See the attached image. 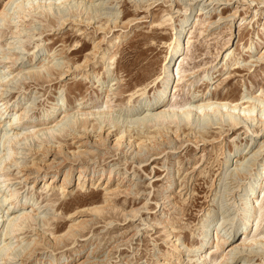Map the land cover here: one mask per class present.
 <instances>
[{
    "label": "rangeland",
    "instance_id": "obj_1",
    "mask_svg": "<svg viewBox=\"0 0 264 264\" xmlns=\"http://www.w3.org/2000/svg\"><path fill=\"white\" fill-rule=\"evenodd\" d=\"M11 1L0 0V13L13 12L15 5ZM22 1L27 0L18 2ZM31 1L45 6L51 3L52 10L42 9L41 14L24 21L12 20L0 40V57L10 53L19 56L16 69L21 62V66L31 65L25 71L39 62L49 64V69L40 76L20 77L6 94L9 107L29 108V115L36 120L62 103H66L70 114L83 108L88 113L109 112L110 116L99 123L94 117L70 118L60 129L63 132L56 131L43 140H29V147L18 150V161L51 165L46 154L32 150L40 145L47 147L48 143L55 147L61 144L71 155L80 144L72 139L73 130L96 137L100 125L115 137L124 135L125 144L132 142L134 148L139 144L148 146L142 153L149 160L144 162L136 156L137 149L133 147L118 151L88 149V156L75 162L67 159V167L58 173L62 179L74 163L73 180L65 194L51 187L31 189L32 183H26L16 167L11 168L9 189L17 190L23 202L37 201L39 209L35 213L44 218L23 229L19 241L13 239L12 246L25 247L43 232L46 241L33 250L36 264H48L54 257V264H79L93 249L97 254L91 260L96 264H158L161 254L172 253L170 238L178 240L184 251H196L204 240L212 242L216 234L225 239L233 236L235 245L240 244L243 237L238 239L248 226L243 209L250 201L255 208L250 209V215L253 211L259 213L257 233L264 236V127L248 120L234 129L225 115L223 120L219 114L193 115L190 120L180 115L163 124L136 123L147 114V101L162 90L158 78L176 37L180 38V54L183 53L181 80L169 87L170 105L227 101L242 108L255 106L253 117L259 120L264 103L258 104L252 97L261 96L264 101V0H82V5L78 4L81 0H61L59 4L55 0ZM67 16L71 21L75 18L84 22L72 26L69 19L63 22ZM196 20L200 22L195 24ZM14 27L23 32L20 39L11 34ZM98 43L101 49L93 56V47ZM86 57L90 58L88 66L75 70ZM193 74H206V78L191 86ZM106 101L111 108H105ZM57 121L51 126H56ZM163 140L168 144H162ZM229 153V163L224 166ZM65 158L60 157L56 164ZM80 166L99 172L97 176L103 174L105 179L114 168V181L130 179L127 185L132 184V193L106 195L104 184L78 188ZM173 180L179 183L177 187H171ZM168 190L171 193H166ZM166 194L170 197L164 200ZM85 220L84 227L76 225L75 237L65 235L59 241L54 238ZM164 225L172 232L171 237ZM252 247V253L251 249L244 252L245 256L234 263L264 264V238ZM209 248L207 255L220 261L223 250ZM187 255L185 252L179 259L166 256V264H195ZM5 261L0 260V264ZM8 262L17 264L15 260Z\"/></svg>",
    "mask_w": 264,
    "mask_h": 264
},
{
    "label": "bare ground",
    "instance_id": "obj_2",
    "mask_svg": "<svg viewBox=\"0 0 264 264\" xmlns=\"http://www.w3.org/2000/svg\"><path fill=\"white\" fill-rule=\"evenodd\" d=\"M18 1L19 0H12L10 2V4L15 5V8L13 9V12L11 14L9 10H4L0 13V40L4 37L5 30L10 28L9 25H11L12 20L24 21L26 18L33 17L35 14L37 15L41 14L42 9L48 10V11L52 10L51 3L45 6L44 4L40 5V3L36 4L35 2L31 0H27L25 2L24 1L18 2ZM55 1L59 4L61 0H55ZM84 1L81 0L80 3L78 4L82 5L85 3ZM93 1L94 0H92L90 3H93ZM221 1H227V0H221ZM90 6H92V4ZM64 18H67V20L63 19V22L64 23L68 22V19H69L68 16ZM70 22L73 23L72 26H77L78 24L80 25V23H83L84 21L78 20V19L75 20V18H73V20L72 21L70 20ZM186 22L187 21H185L184 24ZM198 22L200 21L196 20L194 23L198 24ZM64 23H62L61 25H63ZM183 30H184V27H183ZM78 31L81 32L83 30L78 29ZM85 32L86 31H83V34ZM22 33L23 32L20 30L19 27H14V31L11 34L16 35L17 38L20 39ZM179 40L180 38L176 37V39H174L173 43L170 45V47H172L171 49L172 51L170 53V56L165 59L166 61L162 68V74L158 78V80H160V83L162 85V90L159 91L158 95L156 96L154 95L153 98L147 101L146 105L144 106V111H146L147 114L144 117L136 120V123H139L142 125L143 124H163L164 122L168 120H173V119L178 118L180 115L184 116L186 120H190L193 117V115L198 116V117L200 116L206 117V116H211V114H214V115L219 114V116H221V119L223 120L226 117L229 121V124H230L229 126H231L234 129L237 126L241 125L243 122L246 123V121L248 120H252L253 122L257 121V124H260L261 127H264V113L261 114V117L259 120L253 117V114L256 111L255 106L253 107L249 106L247 108L245 107L242 108L240 105L235 104V103L233 104L227 101L213 102L210 100H204V101H201L200 103L192 102L184 106L170 105L171 104L170 102L171 94L167 95L169 87L171 84L175 82V80L177 82H180L181 80L179 71H180V67L182 63L183 53L180 54L181 50L179 46ZM100 44L101 43H98L93 47V50L91 53L93 56L98 54L99 50L101 49ZM227 58H228V54L225 56V59ZM19 60H21V58L17 56L15 53H10L8 55L3 54L0 57V88H3L2 90H0L1 91L0 92V136L2 135L1 138L3 139L2 151H1L3 153L0 152V179H1L0 184L3 186L2 188L5 189L3 193L0 190V193H2L0 194L1 195L0 196V246L2 245V248L0 247L1 248L0 257L2 259L0 258V260H3V261L6 260L4 263H1V264H7L9 263L8 262L9 260H15L17 264H27V263L36 264L37 261L35 262L33 261L34 259H32L33 250H35L37 245H40L41 242L43 244V241H46L47 239L43 235V232H42V234H39V235L37 234L38 237L35 238L33 242L27 245H24L25 247L21 248V245L19 244L16 247L12 246L13 239H16L17 241H19L20 239L19 233L23 229H26L28 225H29L28 227H32V223L37 224V222L39 223L44 218L38 217L39 213H35L39 209L37 201H34L32 199V201L30 200V201L23 202L19 199L17 190L9 189L10 186L8 185V182H9V173L11 171L10 170L11 168L16 167L15 170L17 171L18 174H21V177H23L24 181L26 183L27 182L32 183L31 189L37 188L39 186H42L41 189H44L45 187L46 188L51 187L52 189H58L59 191H61L62 194H65L69 192L66 189L69 187L70 183L73 180L72 175L74 171L73 170L74 163L70 165L68 169H66L67 171L65 172V174L63 173L64 176L62 177V179L61 177H58V173L61 170H63L65 167H67L68 165V164L66 165L67 159L71 160L72 162L73 161L75 162L74 159L79 160L81 156L86 157L89 154L88 149H91V148H96L97 150H99L103 147V149L107 148V149L118 151L120 149L122 150V147H125V146L130 147V148L135 147L132 142H126L125 144L126 139L124 140V135H119L115 137L112 135V131L105 130L104 126L100 125L99 134H97L96 137L92 136V134L88 133L87 131L84 133H79L73 130L71 134L72 139L78 140L80 144L77 148L78 150L73 152L71 155L64 151L65 149L63 146H61V144L58 147H55L54 145H51V143L50 144L48 143L47 147L43 146L42 148V146L40 145V147H35L32 150V151H35V153L41 152V154H46V157H48V159L52 161L51 162L52 164L53 163L56 164L55 161L59 159L60 157H64L65 155L66 158L64 159V161L58 162V164H56L59 167H55L54 164L53 165L51 164L52 166L50 164L41 165L40 163L33 162V161L30 164L29 163L27 164L26 162L20 163L18 159L16 158V156L19 154L18 150L24 147L25 145L29 147V144L31 142V141L28 142L29 140H32V139L33 140L35 139L43 140V138L51 137L54 133H56V131L57 133L60 132L61 131L60 129H62L63 127H65V125H67L65 124V122L68 119L70 121V118L77 120V119H80L79 115L87 116V117H94V120L99 123L101 119L102 120L108 119L110 116L109 115L110 113L105 112V111L97 112V113H88V112H85V109L79 108L77 109L78 111L75 114L73 113L70 114L66 108V103H62L61 105H57L50 112H47V113L45 112L46 114L43 115L44 118L36 120L35 116L29 115L30 114L28 110L29 108L17 109L18 107H14L11 109V107H9V102L7 101L8 96L6 94L11 92V88L13 87V84L17 83L20 77L32 75V74L40 76L49 69V64L41 63V62H39L37 66H35L34 64L35 67H32L31 69H27L26 71L24 68L31 67V65L21 66V63H23L21 62L20 65L18 66V69H16L15 66L17 65ZM89 61H90V58L86 57L84 63L81 64L82 66L77 67L75 70H80V68L82 69L86 68L89 64ZM69 71H71V68H69L68 72ZM200 75L193 74V77L191 78V80L193 81H191L190 83L191 86L199 84L204 81V79L206 78V74L204 76H200ZM187 85L190 86L189 84ZM173 98H174V94L172 95V100ZM252 99L258 104L262 105L264 103L261 96L252 97ZM81 105L82 104L80 103L78 107ZM105 105H107L105 108L107 109L111 108L109 106V101H106ZM168 105H170V109H165ZM61 116L62 118L58 122L57 120H59ZM55 121L58 122L56 126H51V123ZM1 123H4V126H2ZM139 124H136V125H139ZM5 127L7 128L5 129ZM55 129H58V130H55ZM61 132H63V130ZM251 132L254 133L255 131H251ZM83 136L85 138H83ZM113 137H115V139H113ZM167 140L168 142L169 141L173 142L169 139ZM167 140L161 141L162 144H166ZM141 145L142 144H139V146H137V148H134V150L137 149L136 150L137 152L135 153L136 156L141 157V159L145 162L149 160V157L148 155L147 157L146 155L143 156L142 151L144 152V148L147 149L148 146L146 147L144 146V144L142 146ZM152 149L154 150L155 147L152 146ZM231 155L232 154L229 153L228 156L225 157L224 166L228 165L229 158ZM113 173H114V168L109 170L107 174L108 176L105 179L103 178V174H100L97 176L99 172L97 173L95 170L91 171V169L86 168V166H80V168H78V177L76 180L77 182L76 185L78 188L79 187L85 188L89 186L100 187L104 184L105 185L104 191L106 192V195L116 194V193H119V194L122 193L124 195L131 194L132 184L129 183L127 185V183L130 182L131 180L128 179L127 181L124 182V179H122V181L117 179L116 181H114L115 176L113 177L112 175ZM117 181H118V184L114 185V183ZM183 181L185 180L183 179ZM172 182L173 183L171 184V187L175 185L177 187L179 185V183H176L175 180H173ZM182 184L183 183L181 182L180 185ZM262 184L263 183L261 182L259 185L260 189H262ZM137 186L138 184L135 185V187ZM122 188H125V189L122 190ZM5 191H7V194H5ZM166 193H171V190L166 191ZM253 194H255V189H253ZM169 197L170 195L167 196L166 194L163 196V199L166 200V199H169ZM257 198H259V196ZM250 199L253 200L255 198L254 197L252 198V196H250ZM251 202L252 201H250L249 204H247L248 202H246L245 209H243V212L245 215L244 221H245V224H248V226L241 233L238 239L240 240L241 237H243L240 244L235 245L236 242H234L233 236L230 239H225L223 237H219V234H216V236L214 235L212 236V240H213L212 242H211V239L204 240L203 244L196 251H192L189 249H185L186 251H184L181 245L178 243V240L172 241L170 238V243H171L170 249L172 253H167L165 255L161 254L157 258L156 261L158 262V264H166V260H167L166 256L179 259L183 255V253L186 252L188 253L187 256L191 258L189 259L190 262H194L195 264H236L234 263L235 259L237 261L238 259L242 258L243 256H245L244 252L247 253V251L250 249L251 251L249 253H252L253 244L260 243V241L263 240L264 238V236L261 237L257 233V226L259 225L258 224L259 222L258 211H253V212L251 211L252 214L250 215V212H249L250 209L255 210L253 205L250 206ZM18 210H20L21 212L17 213ZM129 214L131 217L132 214L131 213ZM86 223H87L86 220L81 221V222L79 221L78 223L70 226V230L69 232H67V234L61 235L59 237H54V238L56 239V241L57 240L59 241V239H61L62 237L64 239L65 235H71L75 237L73 233L75 232L74 229H76L77 226L84 227L85 226L84 224ZM164 228H166L167 236L171 237L172 232L169 231L168 226L164 225ZM71 233H73V235ZM209 246L212 248L215 246L216 251L220 249L223 250V254L220 255L221 256L220 261L219 260L217 261V259L215 258L211 259L210 256L207 255V251L210 249ZM18 249H20L19 250L20 252L15 253ZM93 250L92 252L90 251V253H88V255L86 256V259H84L82 262L79 261L80 262L79 264H94L95 262H93L92 260L96 258L95 256L97 253L96 251L93 252ZM55 260H56L55 257L52 258L48 262V264H54Z\"/></svg>",
    "mask_w": 264,
    "mask_h": 264
}]
</instances>
